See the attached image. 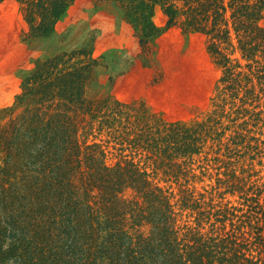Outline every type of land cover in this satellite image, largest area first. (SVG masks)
I'll list each match as a JSON object with an SVG mask.
<instances>
[{
    "label": "trees",
    "instance_id": "1",
    "mask_svg": "<svg viewBox=\"0 0 264 264\" xmlns=\"http://www.w3.org/2000/svg\"><path fill=\"white\" fill-rule=\"evenodd\" d=\"M15 1L33 33L48 36L74 0ZM116 1L146 37L158 28L151 18L159 2L167 28L209 38L224 70L217 106L193 123L132 120L123 103L91 98L86 49L39 59L0 112V264H264V184L253 176L264 140L247 128L264 113L256 111L264 107V0ZM230 99L248 116L231 134L235 143L249 137L243 153L216 127ZM97 128H113L132 156L110 161L101 142L88 140ZM210 138L253 160L240 176L234 161L225 169L213 158L217 183L198 192L194 165Z\"/></svg>",
    "mask_w": 264,
    "mask_h": 264
},
{
    "label": "rangeland",
    "instance_id": "2",
    "mask_svg": "<svg viewBox=\"0 0 264 264\" xmlns=\"http://www.w3.org/2000/svg\"><path fill=\"white\" fill-rule=\"evenodd\" d=\"M151 19L158 28L146 37L143 24L128 19L126 7L118 1L74 0L55 30L48 36H39L30 29L25 10L18 1L0 2V112L15 103L24 78L39 59L66 49H86L88 54L81 57L94 63L89 94L97 103L110 97V105L114 107L119 101L124 104L121 107L125 116L130 114L132 120L148 116L154 121L193 123L207 118L219 101V80L224 74L209 48V38L200 32L184 31L178 25L167 28V16L159 2L154 5ZM232 57L241 58V53L235 51ZM242 62L247 61L242 59ZM231 101L225 104L216 127L224 131L225 145L236 149L238 146L242 152L249 137L245 143L239 142L244 137L235 143L231 134H235V129L248 120V116L239 112L241 101L236 100V104ZM260 109L264 107L256 111ZM247 128L252 130L251 135L264 140V113L260 118L251 119ZM117 134L113 128H104L101 132L97 128L88 140L101 142L110 161L132 156L130 148L120 149L127 143H121ZM225 145L210 138L204 151L197 155L195 171L202 178L194 183L198 192L217 183L218 163L213 158L222 159V164L234 161L232 167L240 176L253 160L248 153L246 157L229 153ZM260 148H264V143L260 142ZM135 158L146 163L142 154H135ZM253 161L257 173L253 176L264 184V152ZM202 164L207 170L205 175ZM225 164L224 168L228 169ZM149 170H153V166H149ZM163 176L161 172L158 177L162 184H169ZM227 199L236 203L241 200L238 194H228ZM253 252L258 254L257 250Z\"/></svg>",
    "mask_w": 264,
    "mask_h": 264
}]
</instances>
